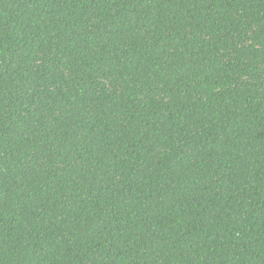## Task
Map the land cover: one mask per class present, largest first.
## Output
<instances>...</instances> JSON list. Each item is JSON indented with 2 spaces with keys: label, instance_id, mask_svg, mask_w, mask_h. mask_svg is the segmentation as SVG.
<instances>
[{
  "label": "trees",
  "instance_id": "obj_1",
  "mask_svg": "<svg viewBox=\"0 0 264 264\" xmlns=\"http://www.w3.org/2000/svg\"><path fill=\"white\" fill-rule=\"evenodd\" d=\"M0 264H264V0H0Z\"/></svg>",
  "mask_w": 264,
  "mask_h": 264
}]
</instances>
